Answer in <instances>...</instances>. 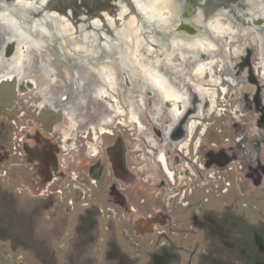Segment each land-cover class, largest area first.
<instances>
[{"label": "flooded vegetation", "instance_id": "af4514ba", "mask_svg": "<svg viewBox=\"0 0 264 264\" xmlns=\"http://www.w3.org/2000/svg\"><path fill=\"white\" fill-rule=\"evenodd\" d=\"M151 1L0 0V87L16 80L20 104L8 158L40 215L124 216L158 246L148 264H202L173 245L209 232L230 264L247 231L233 185L264 196V0Z\"/></svg>", "mask_w": 264, "mask_h": 264}, {"label": "rangeland", "instance_id": "374dc122", "mask_svg": "<svg viewBox=\"0 0 264 264\" xmlns=\"http://www.w3.org/2000/svg\"><path fill=\"white\" fill-rule=\"evenodd\" d=\"M222 29L219 33L229 31L223 24ZM18 52H21V47ZM11 79L0 87V264H119L113 258L117 256L128 259V264H148L150 257L159 253V248L157 245L145 247L149 235H135L131 221L124 216L105 213L92 215L88 221L80 222L79 214H68L66 206L61 203L53 207L55 212L48 210L40 215L46 200L34 197L33 194L37 193L34 184L27 185L29 189L24 188V181L20 178L22 161L8 158V154L17 152L20 124L19 87L17 81ZM4 128L5 137L2 136ZM21 189L25 191L21 192ZM229 199L234 208L239 206L234 218L241 221L242 217L247 223V231L242 232L245 234L243 240L241 227L239 233H234L236 249L230 264H256V261L264 264V253L259 251L264 248V239L261 238H264L262 192L252 187L246 190L233 185ZM213 200L217 202V210L225 208V196L219 195ZM97 202L95 208L99 207ZM242 203H248L249 207H242ZM100 205L102 207L103 203ZM92 217L95 224L88 225ZM158 236L161 241V235ZM182 241L181 245H173V250L181 251L184 258L192 257L193 251L197 250L196 256H201L202 264H226L224 251L217 248L209 232H203L201 236L191 233L189 240L183 238ZM70 251H73L72 263L66 258Z\"/></svg>", "mask_w": 264, "mask_h": 264}, {"label": "bare ground", "instance_id": "6f19581e", "mask_svg": "<svg viewBox=\"0 0 264 264\" xmlns=\"http://www.w3.org/2000/svg\"><path fill=\"white\" fill-rule=\"evenodd\" d=\"M151 5L154 6L156 5V2L154 3V0L151 1ZM123 40V48L124 47H128L130 45V43L132 42V40L130 39V37L128 36H123L122 37ZM140 43V41H138ZM203 44V43H202ZM198 45V44H197ZM192 47H194L195 45H191ZM204 46V44L202 45V47ZM205 47V46H204Z\"/></svg>", "mask_w": 264, "mask_h": 264}]
</instances>
